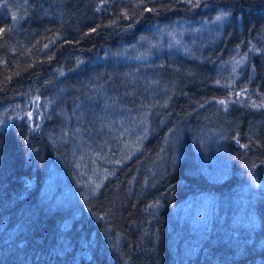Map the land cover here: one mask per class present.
I'll use <instances>...</instances> for the list:
<instances>
[{
  "label": "trees",
  "instance_id": "obj_1",
  "mask_svg": "<svg viewBox=\"0 0 264 264\" xmlns=\"http://www.w3.org/2000/svg\"><path fill=\"white\" fill-rule=\"evenodd\" d=\"M0 264H264V0H0Z\"/></svg>",
  "mask_w": 264,
  "mask_h": 264
},
{
  "label": "rangeland",
  "instance_id": "obj_2",
  "mask_svg": "<svg viewBox=\"0 0 264 264\" xmlns=\"http://www.w3.org/2000/svg\"><path fill=\"white\" fill-rule=\"evenodd\" d=\"M186 32H188V30H187V26L184 21L177 22L174 26H163L157 33L156 43L152 41L153 40L152 39V40H148L147 45L149 46V48L152 49L153 45L157 44L158 48H160L161 42L163 40H166L167 41L166 45H169L170 47L182 48L183 45L181 42V36L183 33H186ZM145 41L146 40H144L143 43Z\"/></svg>",
  "mask_w": 264,
  "mask_h": 264
},
{
  "label": "snow or ice",
  "instance_id": "obj_3",
  "mask_svg": "<svg viewBox=\"0 0 264 264\" xmlns=\"http://www.w3.org/2000/svg\"><path fill=\"white\" fill-rule=\"evenodd\" d=\"M217 19H220V17H217ZM221 103H225L224 101H221Z\"/></svg>",
  "mask_w": 264,
  "mask_h": 264
}]
</instances>
